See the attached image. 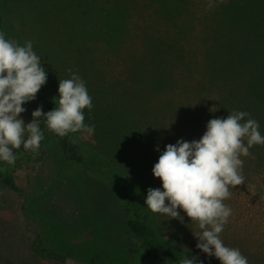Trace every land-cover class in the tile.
Returning <instances> with one entry per match:
<instances>
[{
	"label": "rangeland",
	"instance_id": "374dc122",
	"mask_svg": "<svg viewBox=\"0 0 264 264\" xmlns=\"http://www.w3.org/2000/svg\"><path fill=\"white\" fill-rule=\"evenodd\" d=\"M221 1L217 0L215 5ZM74 4L72 0H0L6 38L21 44L32 42L47 73L43 87L53 99L58 96L59 80L71 78L72 72L85 82L93 108L91 111L84 109V123L94 126L93 133L81 130L71 135L78 152L91 167L87 169L64 158L48 136L44 121H41L44 139L40 142L38 154L27 152L29 156L12 173L18 190L0 183V264L7 260L13 264H86L79 257L66 255L62 259L55 258L45 251L56 250L54 241L48 239V235H53L52 229L56 224L69 231L62 233V236L70 248L76 239L75 230L79 235L78 240H90L94 230L84 227L81 221L92 208L100 218L111 222L112 236L123 240L124 245L128 246L121 244V248H135L139 243L124 231L123 217L110 196L109 188L112 186L109 183L113 180L111 168L119 175L118 180H125L130 190H137L144 198L149 187L161 185L160 179L152 174V167L160 154L151 146L152 142L163 151L166 144H174L180 138L198 140L206 130L209 119L227 117L229 111L249 113L245 119L258 121L264 135V0H252L249 5L260 11L261 18L256 28L250 29L252 35L243 34L240 39L241 46L244 45L239 57L244 58L246 65L228 68L229 75L234 77L228 87L219 83L214 92H199L197 105L187 107L190 111L198 112V123L185 127V122L173 134L168 129L173 124L181 125V121L170 124L164 118L162 127L159 130L155 128L154 132L148 126L147 119L145 126L136 119H130L129 115H107L105 102L109 98L101 95L105 88L100 83L106 77L111 97L131 103L124 87L128 86L127 90L136 93L142 84L141 72L137 73L138 76L135 73L134 77L129 72L134 65L125 63L118 51L107 56L101 50L104 42L100 36L91 39L95 30L91 25L99 13L90 15L86 8L78 9ZM202 6L206 8V3ZM237 22L233 23V28H238ZM223 24L224 20L219 26L223 27ZM99 29L102 30V27ZM127 46L129 54L134 52L131 43ZM199 78L200 75L196 80ZM172 91L179 92V85L175 84ZM181 93L189 95L183 90ZM131 104H138L140 112L144 110L150 119L156 113L153 110L151 114L149 104L137 103V98ZM23 107L26 111L20 115L28 123L35 109L27 108L26 104ZM211 109H215V114H208ZM125 138H129L127 141L130 142H125ZM141 141L144 147H141ZM250 152L251 157H241L244 184L230 188L231 197L224 201L232 209V214L220 237L227 246L238 248L248 258V264H264V145H254ZM92 170H97L100 177L94 178ZM151 218L160 236L200 252L195 247L196 239L192 234V231L199 229L186 215L184 223L177 219L161 221L162 218L153 213ZM90 219L89 222L92 221ZM77 224L80 225L76 227ZM70 248L66 250L72 251ZM210 259L219 262L215 258ZM162 264L174 263L164 260Z\"/></svg>",
	"mask_w": 264,
	"mask_h": 264
},
{
	"label": "trees",
	"instance_id": "16d2710c",
	"mask_svg": "<svg viewBox=\"0 0 264 264\" xmlns=\"http://www.w3.org/2000/svg\"><path fill=\"white\" fill-rule=\"evenodd\" d=\"M251 1L222 0L218 5L207 9L202 6L207 0H72V3H75L73 6L78 9L86 8L90 15L99 13L91 25L95 29L91 39L100 36L104 42V44L101 42L103 45L100 47L101 50L107 56L118 51L125 63L131 62L134 65L129 68L134 77L141 72L139 73L141 89L135 86L137 92L132 93L127 90L128 86L124 87L131 103L137 98V103L149 104L151 114L156 112L150 119L144 110L140 112L138 104L133 105L124 99L112 98L105 77L100 85L105 88L101 95L109 98L105 102L107 115L123 117L129 115L130 119H136L145 126L147 119L148 126L154 132L155 128L159 130L162 127L164 118L170 124L177 120L181 121V125L173 124L168 129L172 130V134L177 128H182L185 122V127L198 123V112L187 109L189 106H196L200 101L198 93L214 92L219 83H224L228 87L229 81L232 79L234 81L232 74L228 73V68H242L246 65L244 58L239 57L244 45L241 46L240 39L243 34L252 35L250 29L256 28V23L261 18L260 11L249 6ZM222 20L223 27L219 26ZM234 22L239 23L238 28H233ZM96 23L101 24L95 26ZM0 32H3L1 9ZM130 40L132 42H129ZM128 43L132 44L131 48L134 50L131 54ZM198 75L200 78L196 80ZM175 84L180 87V91L176 93L172 91ZM182 90L189 95H183ZM26 105L29 109L41 107L44 112L58 107L43 86L36 94V99L27 102ZM208 114H215V111L209 110ZM109 126L111 127V124ZM46 131L68 162L91 169L72 142V133L61 138L47 129ZM127 140L129 138L124 139L129 143ZM140 145L144 147L142 141ZM155 145L151 143L154 148ZM13 151L16 155L14 166L0 162V183L17 191L12 173L29 153L20 149ZM92 171L94 178L100 177L97 170ZM110 171L113 173L111 176L113 180L109 183L112 186L109 188L110 196L123 217L124 231L138 241L139 245L132 249L121 248L120 245H124V241L112 236L111 222L100 218L99 213L92 208V212L88 210L87 217L83 216L81 221L84 227H92L94 230V233L91 232L93 236L90 240L86 242L78 240L79 235L75 230L73 233L76 239L73 240L74 246L70 248L62 236V233L66 234L69 231H64L61 225L56 224L52 229L53 235H48V239L54 241L56 250H46L45 253L61 259L67 257L66 255H70L71 258L79 257L86 264H162L164 260L180 264L181 258L198 254L204 264H219L210 258L206 259L200 252L160 236L153 224L151 212L144 205L143 196L137 190H130L125 180H118L119 175L112 168ZM89 219L92 221L89 222ZM1 264L13 262L7 260Z\"/></svg>",
	"mask_w": 264,
	"mask_h": 264
},
{
	"label": "clouds",
	"instance_id": "9594fccd",
	"mask_svg": "<svg viewBox=\"0 0 264 264\" xmlns=\"http://www.w3.org/2000/svg\"><path fill=\"white\" fill-rule=\"evenodd\" d=\"M216 2L207 0L206 8H213ZM46 81V70L32 42L21 44L0 32V162L14 166V149L38 154L44 139L42 120L48 131L61 138L81 130L94 132V126L84 123V109L91 111L92 98L75 72L71 78L59 80L54 99L58 107L47 112L37 107L31 112L32 120L25 123L20 115L26 111L23 105L36 99ZM248 116L244 111H229L227 117L209 119L198 140L180 138L166 144L163 151L155 146L160 154L152 174L161 185L149 187L144 197V205L161 221L184 223V215L190 218L199 229L191 230L196 249L219 264H248L238 248L227 246L220 237L232 214L224 201L231 197L230 188L244 184L241 157H251L254 145H264L259 122L245 119ZM180 264L204 261L197 254L181 258Z\"/></svg>",
	"mask_w": 264,
	"mask_h": 264
}]
</instances>
